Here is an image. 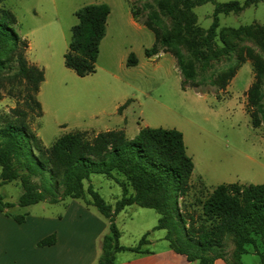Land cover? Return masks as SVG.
Masks as SVG:
<instances>
[{"label": "rangeland", "instance_id": "374dc122", "mask_svg": "<svg viewBox=\"0 0 264 264\" xmlns=\"http://www.w3.org/2000/svg\"><path fill=\"white\" fill-rule=\"evenodd\" d=\"M228 1L231 0H212L196 6L185 15L176 0H167L179 21L204 30L213 21L215 4ZM0 3L16 14L19 31L30 43L27 51L29 60L45 70L46 81L41 84L37 95L43 113L32 117L31 125L47 147L70 131H82L92 138L99 131L120 127L118 123L122 116L118 108L126 104L120 112L127 117L130 136L137 131L139 124L176 128L183 132L187 152L195 168L190 192L178 200L182 214L187 215V208L188 212L198 215L202 210L200 200H205L219 184L264 183V124L253 127L247 110V93L255 80V69L246 56L247 50L252 49L264 59V1L239 13L221 14L215 38L219 55L209 59L193 57L198 59L194 62L200 79L240 64L226 90L218 95L215 92H197L193 88L183 90L182 77L170 53L146 55L145 50L153 46L155 35L142 23L132 21L130 0H0ZM90 4H107L113 12L109 19V33L100 46L96 72L81 77L65 65L64 54L72 36L71 29L78 23L76 12ZM160 15L164 28L175 33L174 15L167 9L160 10ZM199 31L193 30L189 36L197 41ZM177 44L185 55H189L188 43ZM130 53L138 58L136 65H127ZM203 62L206 63L205 70ZM111 72L117 74L119 80ZM4 82L6 87L1 91L0 111L9 113L11 109L21 107L29 112L27 89L11 79ZM210 89L215 91L212 87ZM30 104L34 107L31 101ZM34 113L37 111H30V116ZM123 178L115 171L112 178L94 174L90 181H84V188L87 191L89 183L93 184L106 201L114 204L123 194L120 185ZM22 193L20 179L0 185L2 201L14 203L5 210L12 215L29 216V224L21 229L23 234L18 235L13 243L18 248L24 246L25 252L31 250L32 239L46 228L47 220L65 215L69 206H90V211L98 212L86 203L89 194L85 199H74L64 194L62 186L54 195L49 194L44 201L27 207L18 204ZM144 210L157 216L154 209ZM0 213L6 215L5 211L0 210ZM117 217L119 224L126 223V228L137 222L131 221L126 211H121ZM36 223L38 230L35 229ZM165 233L166 230L156 229L152 237ZM129 239L131 237L126 236L124 241ZM246 247L248 252L240 261L262 264L264 244L261 239H257L256 245L247 244ZM214 249L220 252V257L234 261L236 244L231 235L225 237L219 249ZM1 251L4 252L3 248Z\"/></svg>", "mask_w": 264, "mask_h": 264}, {"label": "trees", "instance_id": "16d2710c", "mask_svg": "<svg viewBox=\"0 0 264 264\" xmlns=\"http://www.w3.org/2000/svg\"><path fill=\"white\" fill-rule=\"evenodd\" d=\"M209 1L212 0H176L185 15ZM262 1L216 3L213 21L205 30L189 23L184 25L174 15L175 11L168 6L167 0H130V3L133 18L155 35L153 46L145 50L146 55L170 53L182 77L183 90L193 88L197 92H215L218 95L226 90L240 64L200 79L194 59L219 55L215 38L221 14L239 13ZM162 9L174 15L175 33H169L164 28L160 15ZM110 12L107 4L86 5L76 12L78 23L71 29L64 62L78 76L96 72L100 44L106 34ZM196 29L200 30L197 41L189 36ZM178 42L189 44L190 56L183 53ZM29 46L28 39L19 31L16 14L0 3V97L6 87L4 81L11 79L27 89L26 105L30 111H37L32 116L30 111L21 107L11 109L9 113L0 111V185L21 180L23 193L18 200L21 207L44 201L61 186L64 187V194L74 199H85L89 194L86 203L96 207L110 221L97 264H116L117 254L123 251L145 253L142 248L149 243L151 232L145 233L134 246L120 243L121 230L115 217L132 205L156 210L160 217L154 230H166L165 239L173 249L201 264H212L220 257V252L214 248L219 249L228 235L235 239L236 244L234 261L227 259L232 264H242L240 260L248 252L247 244L256 245L258 238L264 244V183L219 184L205 200H200L202 210L198 215L188 212L187 208V215L180 212L178 200L191 190L195 164L187 152L183 132L176 128L143 126L133 138H129L123 129L99 131L92 138L82 131H70L47 147L31 125L32 117L43 113L37 95L45 80V70L29 60ZM195 56L197 58H193ZM246 56L255 69V80L247 93V110L253 127H259L264 124V59L252 49L247 50ZM137 63L136 55L130 53L127 65ZM202 68L206 69V63L203 62ZM201 86L203 88L199 90ZM114 171L124 177L120 184L123 194L114 204L106 201L91 183L85 190L84 181H90L92 175L103 174L112 178ZM12 206L14 203L3 202L0 196V210L17 223H24L28 214L12 215L5 210ZM54 242L53 237H48L41 240L40 245ZM261 262L264 264L262 255Z\"/></svg>", "mask_w": 264, "mask_h": 264}, {"label": "crops", "instance_id": "0c3cea01", "mask_svg": "<svg viewBox=\"0 0 264 264\" xmlns=\"http://www.w3.org/2000/svg\"><path fill=\"white\" fill-rule=\"evenodd\" d=\"M112 12L113 9L111 7L106 34L102 41L109 33V19ZM132 21L138 23L133 16ZM111 74L115 79L119 80L117 74L114 72H111ZM119 113L122 116V120L118 123L120 127L116 129H123L129 138L135 137L141 127L147 126L139 124L137 131H135L133 136H130L127 117L124 112L121 113L119 111ZM73 205L68 207L69 209L65 215L47 220L46 228L42 229L40 235H35L31 241V250L28 252L23 251L24 246L21 245L18 248L13 243L18 239V235L23 234L24 230L21 229L29 224V216L27 217L28 220L26 219L24 223L19 224L12 217L0 213V217L4 219L0 221V264H97L102 252L103 238L109 232L110 221L98 210V212L93 209L90 211V206ZM144 209L146 208L132 205L122 210L126 211V215L130 217L131 221H137L131 224L132 226H128V228H126V223L119 224L118 215L115 217V222L121 230L120 243L124 246L137 244L145 233L151 232L148 237L149 243L142 248L145 253L120 252L117 254L116 264H201L200 261H191L186 255L173 249L165 239L166 233L159 237H152L160 215L156 210L157 216ZM137 216L140 220L137 219ZM38 224H41V222ZM38 224L36 223L35 226L37 230L40 229ZM126 236H130L131 239L124 241ZM48 237H53L55 242L51 245H40V241ZM149 246H156V248L151 249ZM2 248L4 252L1 251ZM16 249L21 252L16 251ZM212 264L232 263L225 258L219 257Z\"/></svg>", "mask_w": 264, "mask_h": 264}]
</instances>
